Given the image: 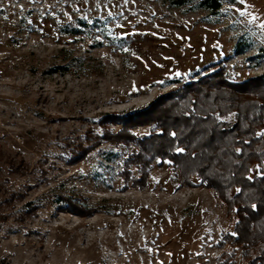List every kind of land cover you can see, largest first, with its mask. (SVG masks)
<instances>
[{"label": "rangeland", "instance_id": "obj_1", "mask_svg": "<svg viewBox=\"0 0 264 264\" xmlns=\"http://www.w3.org/2000/svg\"><path fill=\"white\" fill-rule=\"evenodd\" d=\"M200 1L0 0V264H246L215 188L129 162L157 131L132 112L217 64L264 75V0Z\"/></svg>", "mask_w": 264, "mask_h": 264}, {"label": "trees", "instance_id": "obj_2", "mask_svg": "<svg viewBox=\"0 0 264 264\" xmlns=\"http://www.w3.org/2000/svg\"><path fill=\"white\" fill-rule=\"evenodd\" d=\"M167 1L174 6L188 4V0ZM197 6L216 12L221 1L201 0ZM248 45L240 41L235 51ZM230 114L231 123L222 121ZM127 117L126 125L154 124L157 129L137 141L140 150L130 157L142 173L140 181L156 158L159 165L169 161L186 182L197 176L205 186L215 188L236 218L228 238L238 245L246 264H264V173L249 176L251 165L264 161V139L256 133L264 128V75L233 81L217 64L213 71L158 96ZM61 200L79 215L96 210L80 206L75 198Z\"/></svg>", "mask_w": 264, "mask_h": 264}, {"label": "snow or ice", "instance_id": "obj_3", "mask_svg": "<svg viewBox=\"0 0 264 264\" xmlns=\"http://www.w3.org/2000/svg\"><path fill=\"white\" fill-rule=\"evenodd\" d=\"M241 3H244V0H240ZM255 19V17H253ZM262 28H264V25H261Z\"/></svg>", "mask_w": 264, "mask_h": 264}]
</instances>
